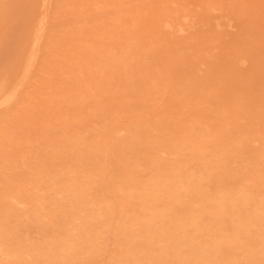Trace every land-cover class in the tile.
<instances>
[{
  "label": "bare ground",
  "instance_id": "1",
  "mask_svg": "<svg viewBox=\"0 0 264 264\" xmlns=\"http://www.w3.org/2000/svg\"><path fill=\"white\" fill-rule=\"evenodd\" d=\"M126 1L46 0L0 67V264H264V52H212L198 31L158 48L172 19L242 8ZM256 4L242 14L264 19ZM92 115L89 135L70 127Z\"/></svg>",
  "mask_w": 264,
  "mask_h": 264
},
{
  "label": "rangeland",
  "instance_id": "2",
  "mask_svg": "<svg viewBox=\"0 0 264 264\" xmlns=\"http://www.w3.org/2000/svg\"><path fill=\"white\" fill-rule=\"evenodd\" d=\"M46 0H0V67L5 66L10 60V55L14 50L15 42L20 38L19 28L22 27L23 19H48V4ZM153 1V0H149ZM227 1L231 8L241 10L234 13V15L228 12V9L216 8L213 11L215 16L214 19H186L187 23H181L182 19H172L171 25L167 26L164 33L163 39L158 45L159 50L162 49L175 51L180 50V41H191L194 36L192 33L198 31L201 35L205 34L207 36L206 42L210 46L212 52H223L230 50V45L241 44V51H248L247 46L257 50V52H264V19H248L242 14L243 10H249L255 8L256 0H223ZM135 1L128 0L124 2V7L133 8ZM190 7H193L198 0H188ZM36 4L38 8H36ZM41 4V5H40ZM177 11V5L172 3ZM257 5V4H256ZM40 7V8H39ZM37 10H36V9ZM35 9V10H34ZM44 9V10H43ZM43 11V12H42ZM43 14H42V13ZM39 15V16H38ZM190 25V26H188ZM177 28V29H176ZM7 30V32H5ZM4 32V33H3ZM135 32L130 33V37L133 39L132 35ZM159 34L157 33L156 36ZM142 41L149 43L155 40V35L150 33V30H145L142 33ZM2 42V43H1ZM132 42V41H130ZM142 46L141 44L139 45ZM11 51V52H10ZM210 52V51H209ZM216 56V55H215ZM261 57V56H260ZM217 59V58H215ZM153 60L152 57L148 56L147 61ZM203 66V65H201ZM248 62L247 60L240 62L239 68L241 72L247 71ZM204 72L202 70L198 71V74L202 75ZM138 80L134 78L133 82L138 84ZM135 93H139V89H135ZM259 104V102H258ZM156 107L151 106L146 113H153ZM153 110V111H152ZM41 116L44 120H50V124L47 126V132L50 134L48 137H56V131L58 130V125L53 117H48L41 109ZM240 120V122L245 123L249 120V115H246ZM134 116L131 112L127 111L119 116V119L124 124H129L133 120ZM174 118V117H173ZM261 122V121H259ZM70 127L76 128V126H82L86 124V129L83 131L85 135H89L91 131L98 128L100 125L99 119L92 115L86 117L83 122H69ZM28 128L31 130L32 134L40 135L44 130V127H39L40 131L35 129L34 124H29ZM15 142L22 143L21 132H14ZM52 143V142H51ZM36 141L31 143V148H36ZM261 146L258 140H254L246 145L248 151L246 155L251 154L255 151V147ZM87 155V153H84ZM30 160V158L28 159ZM143 160V159H142ZM246 161L241 165H245ZM193 168H197V164L193 163ZM237 162H231L223 171L234 172L235 167L241 166ZM231 175V174H229ZM231 180V178L229 179Z\"/></svg>",
  "mask_w": 264,
  "mask_h": 264
}]
</instances>
